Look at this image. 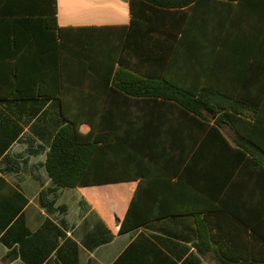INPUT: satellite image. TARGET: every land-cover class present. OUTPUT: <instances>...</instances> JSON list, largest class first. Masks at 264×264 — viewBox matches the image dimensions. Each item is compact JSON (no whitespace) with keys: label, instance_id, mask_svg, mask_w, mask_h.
I'll list each match as a JSON object with an SVG mask.
<instances>
[{"label":"crops","instance_id":"obj_1","mask_svg":"<svg viewBox=\"0 0 264 264\" xmlns=\"http://www.w3.org/2000/svg\"><path fill=\"white\" fill-rule=\"evenodd\" d=\"M170 10L181 18L173 31L195 33V47L212 54L199 56L196 70L181 71L179 78L231 98L227 110L203 112L228 145L201 123L192 133L180 122L164 141L174 147L135 152L131 170L124 156L106 159L101 174L133 179L60 187L47 168L59 131L88 112L127 110L88 101L110 93L97 90L105 77L90 69L99 62L88 59V27L130 26L131 0H57L60 33L24 19L35 11L0 8V264L264 260V174L251 162L264 166V149L242 139L231 123L218 124L227 111L244 126L264 130V0H199ZM147 66L152 72L154 64ZM130 110L133 129L145 127L141 107ZM153 124L146 127H159ZM90 130L80 125L81 133ZM132 203L137 228L124 223Z\"/></svg>","mask_w":264,"mask_h":264},{"label":"trees","instance_id":"obj_2","mask_svg":"<svg viewBox=\"0 0 264 264\" xmlns=\"http://www.w3.org/2000/svg\"><path fill=\"white\" fill-rule=\"evenodd\" d=\"M20 1L0 0V8L21 13L35 11L30 14L31 18L24 19L43 21L47 29L52 30L50 26H54L59 33L65 30L57 24V0H29L26 4ZM198 1L131 0L133 18L130 26L88 27V59L99 62L91 65L90 69L98 76L102 74L105 77L97 90L110 92L105 93L104 98L88 97V101L98 105L121 106L127 110L119 113L88 112V118L72 119L59 131L47 161L50 177L55 184L60 187H76L131 180L134 176L128 174H101L109 163L105 162L106 159L124 156L128 161L127 168L131 170V157L135 152L148 154L157 149L174 147L166 146L164 141L170 132L177 131L170 129V126L180 122H187L192 133L196 131L195 126L201 123L204 131L215 133L228 145L218 128L210 126V120L203 112L216 115L221 110H227L231 98L213 96L206 87H198L191 77L179 78L181 71L189 73L196 70L195 64L199 56L212 55L207 50L195 47L198 39L195 33L173 31L179 27L181 18L178 10L170 9L190 7ZM16 15L27 17V14ZM191 19L195 20L194 17ZM107 51L111 54H107ZM149 61L154 64L152 72L147 68ZM186 62L189 65H185ZM117 63L121 66L119 70H116ZM114 74L117 83L113 87ZM133 104L143 110L139 114V120L145 127L139 130L132 127L133 113L130 109ZM149 122L159 127H146ZM221 122L231 123L242 139L246 135L253 145L264 149V142L260 139H264V130L244 126L236 113L227 111L222 114L218 124ZM82 123L91 126L88 134L80 132ZM155 124L152 126H156ZM139 139H142L141 143H137L136 140ZM251 162L264 174V166L260 160L253 159ZM139 220V214L132 203L124 223L128 222L131 227L137 228L141 225ZM8 260L9 257H6L3 262ZM216 261L218 264H264L263 259L217 257Z\"/></svg>","mask_w":264,"mask_h":264}]
</instances>
